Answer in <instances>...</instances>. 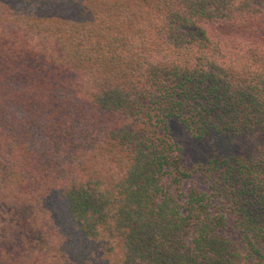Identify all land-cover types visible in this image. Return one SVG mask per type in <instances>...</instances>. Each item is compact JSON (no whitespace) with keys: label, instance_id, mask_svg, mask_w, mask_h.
Returning a JSON list of instances; mask_svg holds the SVG:
<instances>
[{"label":"trees","instance_id":"obj_1","mask_svg":"<svg viewBox=\"0 0 264 264\" xmlns=\"http://www.w3.org/2000/svg\"><path fill=\"white\" fill-rule=\"evenodd\" d=\"M0 264H264V0H0Z\"/></svg>","mask_w":264,"mask_h":264},{"label":"rangeland","instance_id":"obj_2","mask_svg":"<svg viewBox=\"0 0 264 264\" xmlns=\"http://www.w3.org/2000/svg\"><path fill=\"white\" fill-rule=\"evenodd\" d=\"M168 138L170 142L179 150V155L182 157V161L186 164H195L205 159V152L199 141L192 139L184 129L174 120H170L168 124ZM211 187L210 181L202 182V178H198V175L191 181H187L183 184L185 192H188L192 188H196L201 191H209ZM235 218L231 214L226 215V234L229 239L235 244H239L240 234L234 227Z\"/></svg>","mask_w":264,"mask_h":264}]
</instances>
